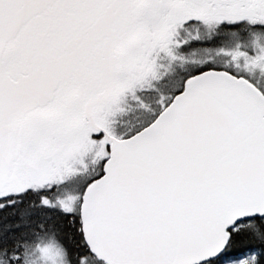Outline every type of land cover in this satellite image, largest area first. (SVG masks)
Returning <instances> with one entry per match:
<instances>
[{"label": "snow or ice", "instance_id": "obj_1", "mask_svg": "<svg viewBox=\"0 0 264 264\" xmlns=\"http://www.w3.org/2000/svg\"><path fill=\"white\" fill-rule=\"evenodd\" d=\"M0 264H264V0H0Z\"/></svg>", "mask_w": 264, "mask_h": 264}]
</instances>
